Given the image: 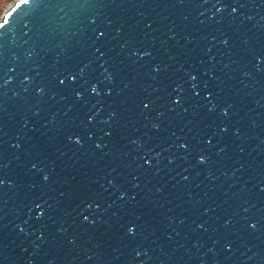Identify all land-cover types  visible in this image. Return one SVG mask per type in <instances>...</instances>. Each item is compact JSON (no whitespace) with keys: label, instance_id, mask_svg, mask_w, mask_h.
Segmentation results:
<instances>
[{"label":"water","instance_id":"water-1","mask_svg":"<svg viewBox=\"0 0 264 264\" xmlns=\"http://www.w3.org/2000/svg\"><path fill=\"white\" fill-rule=\"evenodd\" d=\"M0 264H264V0H16Z\"/></svg>","mask_w":264,"mask_h":264},{"label":"rangeland","instance_id":"rangeland-1","mask_svg":"<svg viewBox=\"0 0 264 264\" xmlns=\"http://www.w3.org/2000/svg\"><path fill=\"white\" fill-rule=\"evenodd\" d=\"M16 0H0V20L4 13L15 3Z\"/></svg>","mask_w":264,"mask_h":264}]
</instances>
